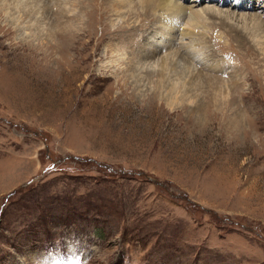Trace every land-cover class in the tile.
<instances>
[{
  "label": "rangeland",
  "instance_id": "rangeland-1",
  "mask_svg": "<svg viewBox=\"0 0 264 264\" xmlns=\"http://www.w3.org/2000/svg\"><path fill=\"white\" fill-rule=\"evenodd\" d=\"M27 18L0 14V264H264V40L239 46L209 22L230 111L243 116L235 131L214 108L198 116L203 92L171 102L158 78L122 73L137 51L101 59L111 31L134 19L88 27L80 15L82 42L48 43L50 18L30 29ZM176 45L192 50L187 37Z\"/></svg>",
  "mask_w": 264,
  "mask_h": 264
},
{
  "label": "bare ground",
  "instance_id": "bare-ground-1",
  "mask_svg": "<svg viewBox=\"0 0 264 264\" xmlns=\"http://www.w3.org/2000/svg\"><path fill=\"white\" fill-rule=\"evenodd\" d=\"M178 1L83 0L84 4L80 8L79 14L88 17V27L90 25L93 26L100 20L105 21L110 17L119 20H125V18L134 19L132 23L124 22V24L111 31L110 40L103 49L101 59L105 55L118 52V46L137 51L138 54H133V51H131L134 56L132 55L133 58L131 60L127 58L129 61L122 73L130 74L131 78H135V73L137 72L146 80H150L152 77L158 78L157 80L159 81H157L156 86L160 89L166 86L168 93H170L171 102H173L178 93L186 95L188 92H203L206 102H202L200 96L196 95L198 100L196 101L195 109L198 112V116L206 120L205 112L210 110L209 108H214V112H217L221 118H219L220 120L230 126L234 124V126L232 125L233 130L238 131L237 127L241 125L243 116L240 113H232L230 111L231 106H229L230 101L228 99L230 93L224 90L222 79L220 78L226 70L222 69L223 67L220 68V65H215L216 62L214 63V61L217 55L211 49L207 34L210 33V28L216 24L214 20H218L216 25L223 32H226L229 38L232 37L239 46L247 45V48L260 47L264 40V4L257 10L253 4L252 9L248 8L250 6L249 3L253 0H203L206 3H213L214 6L212 7L201 6L202 0H183V3ZM75 2L76 0H0V14L4 13L14 23L19 20H17L19 14L27 15L30 20L29 29L30 27H37L44 19L49 17V29L45 34H41L44 36L41 39L47 40L46 42L48 43H51L54 39H59L63 43L69 40H80L82 42L85 33L83 34L81 29L73 30L72 21L74 18L80 21V15L72 18L67 16L68 12H70V7L72 5L76 6ZM222 4H228L230 9L228 11L219 10L218 6ZM199 6L201 7L199 8ZM238 7L252 11L255 9L256 11L239 14L238 11H235ZM38 14L41 15L38 17ZM212 19H214L213 22L209 23ZM231 20H234L236 25H231ZM181 25L186 26L185 32L180 30ZM198 30H201L202 33L199 36L196 35L198 37L194 39L193 36L199 33ZM3 35L6 37L5 33ZM38 35V32H36L37 37H39ZM183 37L189 39L192 50H185L182 46L176 45V41L178 39L181 40ZM159 43L162 45L158 46L157 44ZM151 44H153L151 48H146ZM208 48L210 50L206 52L205 50H208ZM140 51L141 54H139ZM166 52L171 57L160 60L157 71L155 69V71H152V68L150 71L140 72L141 69H138V66L141 65L142 67L146 62H150ZM199 52H206V55L201 57L203 53L199 54ZM175 57L177 58L175 59ZM179 60L185 68L179 67ZM192 63L196 67L198 66L199 70L194 76L190 70L193 67ZM208 71H211L208 75L209 77L206 74ZM201 72H205V74ZM201 76L206 79L198 82L195 77L199 78ZM105 80L107 81V79ZM126 80L127 78L123 76L117 83L125 85ZM135 82L138 83L140 80L135 79ZM230 85L231 88L230 86L226 87L230 92H233L238 86L235 79L230 81Z\"/></svg>",
  "mask_w": 264,
  "mask_h": 264
}]
</instances>
